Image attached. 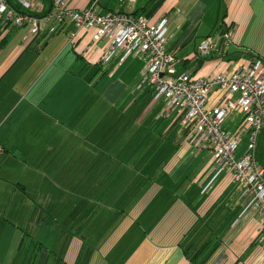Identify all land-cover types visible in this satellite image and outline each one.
Listing matches in <instances>:
<instances>
[{
  "label": "crops",
  "instance_id": "obj_1",
  "mask_svg": "<svg viewBox=\"0 0 264 264\" xmlns=\"http://www.w3.org/2000/svg\"><path fill=\"white\" fill-rule=\"evenodd\" d=\"M69 1L79 9L91 2ZM11 2L42 26L32 35L31 21L0 19V264H264V211L242 197L233 172L214 179L194 124L165 116L164 99L143 83L145 59L120 64L121 51L101 61L106 42L94 40L95 29L45 21L55 0H41L38 11ZM112 10L153 22L168 16L167 50L180 73L208 77L264 59V0L97 7ZM209 36L217 49L201 57ZM222 94L215 87L209 106ZM241 118L230 114L224 128ZM246 146L247 137L238 156Z\"/></svg>",
  "mask_w": 264,
  "mask_h": 264
},
{
  "label": "built area",
  "instance_id": "obj_2",
  "mask_svg": "<svg viewBox=\"0 0 264 264\" xmlns=\"http://www.w3.org/2000/svg\"><path fill=\"white\" fill-rule=\"evenodd\" d=\"M100 1L91 0L87 7L79 9L72 7L69 0H55V8L45 21L62 23L70 20L81 29H95L94 40L106 42L101 61L111 60L120 51H123L120 64L132 54L143 57L147 63L143 83L154 89L155 99H164L166 116L183 115L185 123L194 124L193 143L211 151L216 168L214 179L222 172H233L242 197L264 211V166L258 158L264 130V59L236 65L231 71L216 69L208 77L190 71L180 73L175 53L167 50L168 16L153 22L145 16L122 10L100 14L97 11ZM18 2L33 11L42 8L41 0ZM0 19L11 20L18 26L31 21L32 35L41 32L42 20L19 12L11 0H0ZM58 22L49 27L51 33L58 30ZM222 37L226 44L232 42L234 29L227 30ZM216 49L214 38L209 36L198 45V54L205 57ZM215 87L222 89L223 94L214 106H209ZM232 113L240 114L242 118L233 130H228L223 123ZM245 137L246 149L238 156ZM3 150L0 145V153Z\"/></svg>",
  "mask_w": 264,
  "mask_h": 264
},
{
  "label": "rangeland",
  "instance_id": "obj_3",
  "mask_svg": "<svg viewBox=\"0 0 264 264\" xmlns=\"http://www.w3.org/2000/svg\"><path fill=\"white\" fill-rule=\"evenodd\" d=\"M263 140H264V134L262 135V141H261L260 153H259L260 154V158H261L262 161H264V141Z\"/></svg>",
  "mask_w": 264,
  "mask_h": 264
},
{
  "label": "bare ground",
  "instance_id": "obj_4",
  "mask_svg": "<svg viewBox=\"0 0 264 264\" xmlns=\"http://www.w3.org/2000/svg\"><path fill=\"white\" fill-rule=\"evenodd\" d=\"M128 1H129V0H128ZM51 10H52V9H51ZM45 15H46V14H45ZM45 17H46V16H45ZM43 20H44V19H43ZM28 23H29V22H28ZM26 24H27V23H26ZM30 24H31V23H30ZM169 26H170V25H169ZM86 29H87V28H86ZM232 29H233V28H232ZM225 31H226V29H225ZM225 31H224V32H225ZM224 32H223V33H224ZM203 40H204V39H203ZM199 44H200V43H199ZM120 52H121V51H120ZM121 53H122V52H121ZM196 53H197V52H196ZM119 54H120V53H119ZM196 56H197V55H196ZM116 57H117V56H116ZM119 57H120V56H119ZM119 57H118V58H119ZM207 57H208V56H207ZM256 58H257V57H256ZM263 141H264V140H263Z\"/></svg>",
  "mask_w": 264,
  "mask_h": 264
}]
</instances>
